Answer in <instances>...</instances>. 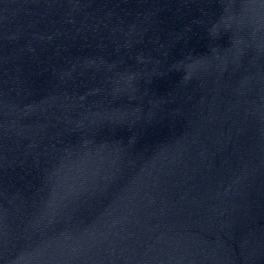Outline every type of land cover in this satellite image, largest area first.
Returning a JSON list of instances; mask_svg holds the SVG:
<instances>
[{
	"label": "water",
	"instance_id": "1",
	"mask_svg": "<svg viewBox=\"0 0 264 264\" xmlns=\"http://www.w3.org/2000/svg\"><path fill=\"white\" fill-rule=\"evenodd\" d=\"M0 264H264V0H0Z\"/></svg>",
	"mask_w": 264,
	"mask_h": 264
}]
</instances>
